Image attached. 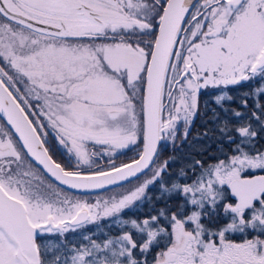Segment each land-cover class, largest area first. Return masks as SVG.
Instances as JSON below:
<instances>
[{
	"label": "snow or ice",
	"instance_id": "obj_1",
	"mask_svg": "<svg viewBox=\"0 0 264 264\" xmlns=\"http://www.w3.org/2000/svg\"><path fill=\"white\" fill-rule=\"evenodd\" d=\"M0 264H264V0H0Z\"/></svg>",
	"mask_w": 264,
	"mask_h": 264
},
{
	"label": "trees",
	"instance_id": "obj_2",
	"mask_svg": "<svg viewBox=\"0 0 264 264\" xmlns=\"http://www.w3.org/2000/svg\"><path fill=\"white\" fill-rule=\"evenodd\" d=\"M194 130H197V131L200 130V120L196 121Z\"/></svg>",
	"mask_w": 264,
	"mask_h": 264
},
{
	"label": "flooded vegetation",
	"instance_id": "obj_3",
	"mask_svg": "<svg viewBox=\"0 0 264 264\" xmlns=\"http://www.w3.org/2000/svg\"><path fill=\"white\" fill-rule=\"evenodd\" d=\"M198 120H200L199 118H197V120L196 121H198ZM194 126H195V124H194ZM194 126H193V128H192V136H195V134H196V132H197V130H194ZM129 155H131V154H129ZM57 158L59 159L60 157L59 156H57ZM119 162V161H118Z\"/></svg>",
	"mask_w": 264,
	"mask_h": 264
}]
</instances>
